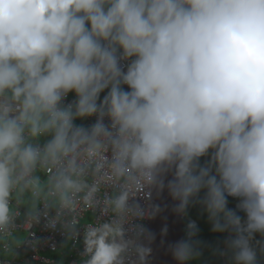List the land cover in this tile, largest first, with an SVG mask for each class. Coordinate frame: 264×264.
<instances>
[{
	"label": "clouds",
	"instance_id": "clouds-1",
	"mask_svg": "<svg viewBox=\"0 0 264 264\" xmlns=\"http://www.w3.org/2000/svg\"><path fill=\"white\" fill-rule=\"evenodd\" d=\"M163 190L227 234L229 264H259L264 0H0V264L38 221L81 241L80 264H148Z\"/></svg>",
	"mask_w": 264,
	"mask_h": 264
},
{
	"label": "water",
	"instance_id": "water-1",
	"mask_svg": "<svg viewBox=\"0 0 264 264\" xmlns=\"http://www.w3.org/2000/svg\"><path fill=\"white\" fill-rule=\"evenodd\" d=\"M175 203L166 190L152 193L151 204L158 205L159 211L147 222V231L154 236L149 245L151 254L148 264H176L169 251V246L183 239V216L174 212Z\"/></svg>",
	"mask_w": 264,
	"mask_h": 264
},
{
	"label": "built area",
	"instance_id": "built-area-1",
	"mask_svg": "<svg viewBox=\"0 0 264 264\" xmlns=\"http://www.w3.org/2000/svg\"><path fill=\"white\" fill-rule=\"evenodd\" d=\"M73 100V98L69 95L66 98L65 103H70ZM94 117L89 118L87 121L86 126L90 125L94 122ZM153 193V192H152ZM152 193L148 197L150 203L152 201ZM143 203V201H141ZM80 215L82 217L81 223L88 222L92 219V217L89 214H86V212L81 211ZM90 216V220H86V217ZM147 220L143 221V224L145 228L147 227ZM147 229V228H146ZM21 231L26 232V236L28 237V241L30 244H34L33 246H29V243L23 244L17 252L24 251L28 255V261L34 262L37 264L43 263V264H54V261L51 259H46V257L40 255V252L43 251H51L55 252L60 244L66 240V237L60 230L55 229H49L47 227L46 222L44 221H38L34 225L25 224ZM82 243L79 239L77 240H69V249L71 250L72 254L70 255L68 261L66 264H80L82 257ZM3 261V258L0 257V262ZM9 264H27L26 262L17 261V260H10Z\"/></svg>",
	"mask_w": 264,
	"mask_h": 264
},
{
	"label": "trees",
	"instance_id": "trees-1",
	"mask_svg": "<svg viewBox=\"0 0 264 264\" xmlns=\"http://www.w3.org/2000/svg\"><path fill=\"white\" fill-rule=\"evenodd\" d=\"M237 201L229 198V207L235 208ZM241 215H243L241 213ZM189 221H195L199 232L196 239L201 242L202 255L190 262V264H229V257L221 256L219 251L225 248L224 241L227 238L226 233L212 231V225L207 218V214L199 204H192L188 207L186 215L182 218L183 239L185 238V229ZM257 241H264V237L259 235L255 238ZM259 264H264V256L259 257Z\"/></svg>",
	"mask_w": 264,
	"mask_h": 264
},
{
	"label": "crops",
	"instance_id": "crops-1",
	"mask_svg": "<svg viewBox=\"0 0 264 264\" xmlns=\"http://www.w3.org/2000/svg\"><path fill=\"white\" fill-rule=\"evenodd\" d=\"M73 99H74V95L73 94H69ZM88 119L86 120H78L76 121L77 124H84L86 126ZM91 217L87 216L86 220H90ZM18 235L21 237V239H23L24 236H26V232L25 231H20L18 233ZM18 251V250H17ZM68 252H71V250L69 249V240H65L64 242H62L60 244V246L58 247V249L55 252H51V251H43L40 252V255L46 257V259H51L54 261V264H66V262L68 261L70 255L72 254H68ZM3 259H5V257H1ZM28 255L26 252L21 251V252H17L16 258L12 259V260H17V261H22V262H26L27 264H37L34 262H29L28 261ZM43 264V263H40Z\"/></svg>",
	"mask_w": 264,
	"mask_h": 264
},
{
	"label": "rangeland",
	"instance_id": "rangeland-1",
	"mask_svg": "<svg viewBox=\"0 0 264 264\" xmlns=\"http://www.w3.org/2000/svg\"><path fill=\"white\" fill-rule=\"evenodd\" d=\"M68 254H71V252H68Z\"/></svg>",
	"mask_w": 264,
	"mask_h": 264
}]
</instances>
